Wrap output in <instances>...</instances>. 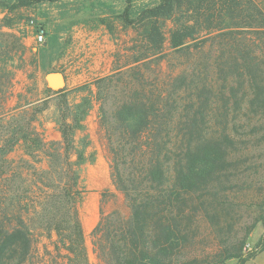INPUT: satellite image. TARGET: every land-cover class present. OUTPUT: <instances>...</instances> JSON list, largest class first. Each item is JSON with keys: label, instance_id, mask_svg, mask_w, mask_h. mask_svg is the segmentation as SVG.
Instances as JSON below:
<instances>
[{"label": "trees", "instance_id": "trees-1", "mask_svg": "<svg viewBox=\"0 0 264 264\" xmlns=\"http://www.w3.org/2000/svg\"><path fill=\"white\" fill-rule=\"evenodd\" d=\"M123 1L122 22L139 34L143 50L136 77L130 69L97 81L99 90H121L117 105L100 111V127L122 199L102 194L113 202L101 207L91 232L94 253L102 264H247L264 252V234L247 247L264 215L238 229L245 202L233 194L250 190V173L260 171L249 152L262 148L264 128L254 126L248 141L241 132L264 121V0ZM245 34L253 36L249 43ZM207 43L210 74L222 89L247 84L261 107L244 115L248 125L238 123L223 94L224 108L214 111L218 98L202 68ZM3 48L25 51L20 37L1 31ZM4 73L0 66V264H91L79 206L92 141L78 140L91 111L63 112L60 140H48L34 114L21 124L9 111L14 74L4 81ZM19 147L23 153L14 156Z\"/></svg>", "mask_w": 264, "mask_h": 264}, {"label": "rangeland", "instance_id": "rangeland-1", "mask_svg": "<svg viewBox=\"0 0 264 264\" xmlns=\"http://www.w3.org/2000/svg\"><path fill=\"white\" fill-rule=\"evenodd\" d=\"M151 1L154 0H136V3L139 5ZM125 8L123 0H65L59 3L40 4H29L24 0H0V27H3L0 32L17 35L25 47L24 53L9 52L6 48L0 53V66L9 75L7 78L4 73V81L14 74L10 88L11 114H17L16 118L21 124L34 114L38 130L48 140H60L58 122L62 120L63 112L91 111L82 123L85 130L78 134V140L82 141L85 135H88L92 141L88 154L90 162L83 166L81 172L84 194L79 206L83 225L84 223L91 225L89 229H84L91 264H102L94 253L91 232L100 219L101 207L108 210L113 202L112 197L104 199L102 194L109 192L114 195V199L118 201L122 199L111 181L106 140L100 127V111L102 109L110 111L113 105H117L121 90L107 93L97 88V81L130 69H135L132 75L136 77L134 76L136 68L141 65L137 59L143 50L139 34L135 29L126 28L122 22L121 15ZM40 26L44 27L47 33L44 45L35 42V34ZM245 38L249 43L253 36L245 34ZM9 41L8 45L12 44L13 40ZM212 49L213 47L207 43L202 54V68L206 69V74L209 69L206 82L213 86L218 98L215 100L214 111H221L224 108L225 100L221 97L223 94L226 99L232 100L230 111H237L236 115L240 119L238 123L248 125L244 115L252 117V113L256 114L261 107L258 103L257 107L253 106L252 94L247 84L241 90L237 82L232 81L227 84L225 90L222 89L224 87L222 80L217 82V77L213 78L210 74L208 57ZM169 52L171 49L167 45L165 53ZM212 54H217L215 49ZM147 61L152 68L157 63L154 58ZM170 65V62L165 64L166 74L171 71ZM52 70L62 73L65 77V84L59 94L56 93L59 90L51 89L46 80V76L53 73ZM218 75L222 77L219 69ZM234 93L239 104L236 103ZM207 96L205 94V97ZM256 125L264 128V121L252 122L249 128L241 132L245 134L243 139L246 141L253 139L251 130ZM261 147L260 149L252 147L249 152L252 162L260 166L258 175L250 173L256 183L247 192L233 194L237 200L245 202V206L238 211V229L252 224L255 219L264 215V144ZM22 153V147H19L14 156ZM256 229L262 231L261 236L254 242L250 241L249 237L247 247L250 250L264 234L263 223L259 222L251 234ZM262 253L247 264H264ZM232 263L234 261L229 264Z\"/></svg>", "mask_w": 264, "mask_h": 264}, {"label": "water", "instance_id": "water-1", "mask_svg": "<svg viewBox=\"0 0 264 264\" xmlns=\"http://www.w3.org/2000/svg\"><path fill=\"white\" fill-rule=\"evenodd\" d=\"M54 77L60 78L59 82H57L54 79ZM46 80H47L48 86L53 90H60L65 84V77L62 73H59V72L49 73L46 76Z\"/></svg>", "mask_w": 264, "mask_h": 264}, {"label": "built area", "instance_id": "built-area-1", "mask_svg": "<svg viewBox=\"0 0 264 264\" xmlns=\"http://www.w3.org/2000/svg\"><path fill=\"white\" fill-rule=\"evenodd\" d=\"M47 33L44 27L40 26L37 28L36 34H35V42L39 45H43L46 41Z\"/></svg>", "mask_w": 264, "mask_h": 264}, {"label": "crops", "instance_id": "crops-1", "mask_svg": "<svg viewBox=\"0 0 264 264\" xmlns=\"http://www.w3.org/2000/svg\"><path fill=\"white\" fill-rule=\"evenodd\" d=\"M90 226H91L90 224H88V225L86 224V225H85V223H84V229H86V228L89 229ZM95 226H96V225H95ZM95 226H94V227H95ZM259 230H260V229H256V230L254 231V233L250 235V241L252 240V241L254 242V241L257 240V238L259 239V237L261 236V232H262V231H259ZM262 254H264V252H263Z\"/></svg>", "mask_w": 264, "mask_h": 264}, {"label": "bare ground", "instance_id": "bare-ground-1", "mask_svg": "<svg viewBox=\"0 0 264 264\" xmlns=\"http://www.w3.org/2000/svg\"><path fill=\"white\" fill-rule=\"evenodd\" d=\"M54 79H55L57 82H59V80H60V78H58V77H54Z\"/></svg>", "mask_w": 264, "mask_h": 264}]
</instances>
